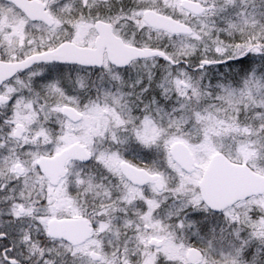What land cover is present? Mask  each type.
Wrapping results in <instances>:
<instances>
[{"label": "snow or ice", "instance_id": "obj_1", "mask_svg": "<svg viewBox=\"0 0 264 264\" xmlns=\"http://www.w3.org/2000/svg\"><path fill=\"white\" fill-rule=\"evenodd\" d=\"M0 264H264V0H0Z\"/></svg>", "mask_w": 264, "mask_h": 264}]
</instances>
